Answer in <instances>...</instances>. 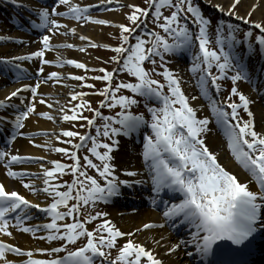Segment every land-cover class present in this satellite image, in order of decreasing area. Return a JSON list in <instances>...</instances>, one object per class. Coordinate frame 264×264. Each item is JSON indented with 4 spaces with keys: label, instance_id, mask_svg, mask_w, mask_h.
I'll return each instance as SVG.
<instances>
[{
    "label": "snow or ice",
    "instance_id": "obj_1",
    "mask_svg": "<svg viewBox=\"0 0 264 264\" xmlns=\"http://www.w3.org/2000/svg\"><path fill=\"white\" fill-rule=\"evenodd\" d=\"M11 2L17 4L18 0ZM110 2L111 0H100L101 4ZM241 2L242 0H229L227 7L220 4L215 7L222 13L238 16L258 29L259 34L255 36L254 43L251 40L253 34L251 29L245 32V36L249 38L245 51L249 49L255 51L258 46L261 55L264 56V22L249 19L259 5L253 3L245 16H239L235 9ZM53 3L65 6L66 10L58 11L57 7H52L51 10L42 8L37 13L38 24L29 20L33 27L46 29V33L40 38L42 47L27 56L13 58L16 60L39 58L36 83L22 84L0 99V125L7 123L13 127L9 143L17 136L26 135L19 130L25 128V121L31 114L49 121L84 120L86 125L81 124L79 127H94L95 135L91 132L80 133L64 129L62 136L67 139L63 142L71 145V148L53 147L50 142L36 145L51 148L52 151L72 161L62 163L59 159H52L48 161L52 167L45 166L44 157H27L0 150V162L4 163L6 175L13 179L18 178L23 188L34 193L39 191L49 200L44 206L32 203L18 191L7 190L5 184L0 182V235L12 237L11 229L30 233L33 237L42 232L41 239L56 245L25 251L0 239V264H96L97 260L100 264H164L152 248L134 239L135 234L155 227L154 224L144 223L140 229L125 232L108 218L107 212H96L94 215L88 214L81 218L82 206L95 205L98 201L107 202L112 197L122 195V186L136 185H145L147 186L145 190L155 194L153 204L156 203V198L166 191L178 194L170 195L168 200L162 201L164 205L162 215L172 222L173 227L177 224L187 225L190 231L185 238H178L169 244L166 248L167 254L184 248L187 255L195 254L201 264H243L228 258L227 254L248 253L255 234L264 231V133L255 130L253 113L249 107L252 101L237 87L238 81L252 79L244 53L234 54L238 44L244 42L235 39L234 33L238 29L228 25L225 36L224 25L217 24L216 43L220 46L217 51L208 47L211 20L202 14L201 9L192 0H143L146 5L143 7L136 3H125L119 6L128 9L122 13L128 23L120 22L114 25L119 30L117 45L111 46L106 43L97 45L88 36L79 35V39L87 42L89 47L110 48L115 53L107 61L116 65L111 70L89 69L88 65L75 59L64 60L58 56L52 61L44 58L45 50L54 47H77L79 51H85L84 47L73 44L50 43L52 34L59 33L61 28L66 29L64 34L78 35L75 27L69 28L67 24H62L54 17H69L75 21L99 25H112L113 21L98 19L88 14L91 5L74 3L73 0H53ZM165 9L170 10L169 14L164 15ZM149 22L161 29L164 34L148 29ZM189 24L195 28H190ZM0 39L4 37L0 36ZM149 44L150 46L146 47ZM197 46L191 71L199 74L198 84L202 96L207 100L216 124L227 138L228 149L235 160L258 183L259 191H252L246 182H240L236 175L218 162L216 154L209 150L204 137L209 132L210 120L207 116H197L198 109L190 104V98L185 95L181 81L173 70L162 65V71L157 72L156 67L146 70L143 66L145 62L155 66L157 64L155 57H159L163 62L165 54L192 51ZM226 48L228 50H225ZM49 64L59 66L67 64L85 70L84 75L71 73L67 75L92 89L91 93L83 91L70 93L71 100L56 109V116L49 111L36 112L40 84L48 81L61 83L65 79V76L57 71H51L41 78L39 74L44 73L43 65ZM214 66L217 69L215 74L211 71ZM89 70L99 71L103 75L89 77L87 75ZM230 71L233 74L229 77ZM124 72L134 77L135 82L113 83L115 76ZM152 73L162 75L165 82L153 79ZM89 79L105 82L104 86L97 89L95 84L87 83ZM224 79H230L232 86L228 97L218 101L212 90L218 93L221 89L218 81ZM165 87L167 92L164 91ZM121 89L130 90L134 95L118 94ZM23 92L31 94L32 102H24L27 98L21 95ZM90 94L103 97L99 101L101 107L108 109L119 107L120 112L109 116L104 115L100 108H92L91 101L85 99ZM135 95L159 103V107L155 104L145 105L150 119L128 110L138 103ZM233 96L237 97L239 102L233 100ZM13 98L21 101L19 106L13 103ZM195 99V96L191 97V100ZM72 101L78 103L72 104ZM38 102L49 109L53 108V104L43 95H39ZM84 109L93 112L94 115L91 118L84 116L82 114ZM241 109L248 119L240 116L238 110ZM97 118L103 121L101 125H96ZM145 126L150 129V133H145L142 138L141 155L146 172L142 175L136 170L125 169L126 176L141 178L134 181L121 180L116 175L115 164L112 163L113 149L119 146L117 137H131ZM40 134L47 135L46 132H37L33 135ZM101 136L105 140H99ZM76 137L79 138L78 143H74L73 138ZM55 138L60 140L61 136L56 135ZM89 141L91 147L87 148V152L99 163H95L88 154L78 155ZM100 148L103 151H99ZM25 160L39 162L42 188H37L34 182L39 173L13 169V165L21 164ZM89 169L94 170L99 179L90 175ZM66 173H71V182L62 179ZM30 209H37L50 219L39 224H26L25 221L33 218L29 215ZM97 219L100 222L95 228L90 229L87 225ZM81 239L84 243L78 247L74 246ZM218 242H230V245L224 247ZM154 243L158 245L159 241L154 240ZM70 245L74 247H69ZM189 246L194 248V253L187 251ZM33 251L47 254V258H33ZM113 251L116 253L115 256ZM61 252L64 255H59ZM6 253L25 258L9 260Z\"/></svg>",
    "mask_w": 264,
    "mask_h": 264
},
{
    "label": "bare ground",
    "instance_id": "obj_2",
    "mask_svg": "<svg viewBox=\"0 0 264 264\" xmlns=\"http://www.w3.org/2000/svg\"><path fill=\"white\" fill-rule=\"evenodd\" d=\"M80 4H88V3H97L100 2V0H73V2H80ZM213 4H220L224 5L225 7L228 6L229 0H212ZM256 3L259 5V7L254 11V14L256 15V19L260 20L262 16H264V0H242V2L239 4V7H241V11L247 12L250 8V6ZM58 10H66L65 6L60 5L58 6ZM244 12V13H245ZM116 19H120V17H114ZM68 27H74L75 23L69 24L67 23ZM62 29V28H61ZM76 32L79 35L88 36L92 38L93 40H97L100 42H103L104 36L109 31L108 28L104 27L103 25H88L85 27H75ZM117 30V28L113 29ZM112 30V31H113ZM56 41L62 42L61 38L54 39ZM52 40L51 42H55ZM73 45L79 46L82 45V43L86 44L87 42H82L80 39H74ZM58 43V42H57ZM5 43H2L0 40V52L3 54H6V50L8 48V45H3ZM23 52V51H21ZM90 52L85 49V51L81 52L78 50L77 47H74V49L71 48H62L57 50H51V52L47 53V58L56 60L59 56L60 58L67 60V59H75L80 62H84V60H87V58L90 56ZM87 64V63H86ZM256 68H259L256 66ZM48 73L51 71H57L62 73L65 76V79L61 83H54L55 85H50L42 83L40 85V92L44 94L45 98L48 100L49 103L53 104V108L49 109L46 105L40 104L38 102L39 98H37L36 102V109L38 112L41 111H49L53 114V116L57 115L56 109L59 106L65 105L68 103L69 100H71L70 93H72L71 88H76V91L79 89V81H76L70 77H68L67 74L71 73L73 75H81L83 73V69H77L73 65H67L64 64L63 66H57L55 68L48 67L46 70ZM181 71V70H179ZM16 76V74H12L11 77ZM259 77H264L263 71L260 70ZM179 79L181 81L182 86L184 87V90L186 93H188V84L185 83L187 77L186 76H179ZM53 83V82H51ZM19 85H5L3 89H0V99H3L9 92L15 90L16 88L20 87ZM3 86V83H0V87ZM244 93L250 98L252 101L251 103V111L255 116V122H256V128L260 132H264V105H263V95H264V83L259 84L257 87V90H252L248 85H243ZM61 92V93H60ZM60 93V94H59ZM59 94V95H58ZM28 99H30V96H27ZM13 101H16L15 98H13ZM77 101H72V104H76ZM190 104L197 108V116L198 117H204L206 116L205 106L203 103H201L198 99L192 100ZM203 106V107H201ZM70 107V106H69ZM210 123L208 125L209 132L205 134V143L210 148L216 156L219 158L221 163L227 167L229 170H231L234 173H237L238 169L231 161V158L228 155V151L224 145V143L221 141L219 136L215 134L213 129L210 127ZM11 129V133H13V127H9ZM68 129L69 127L66 125V122L62 119H54L52 121L47 120L46 118H39V117H29L25 121V128L23 131L30 132V131H40V132H46V133H52L50 136H41L38 139L33 141V144H31L29 141L18 138L16 139L15 143L13 144L10 154H19V155H29V156H36L44 157L45 160L43 161L45 163L46 167H52L50 164H48L49 160L56 159L57 153L52 151L51 148H44V147H37L36 145H44L46 142H50L51 146H59L62 141L64 140V137L61 136L60 140H56V135L59 134L60 131ZM137 142L134 143L132 140H124L122 139L120 141V148L115 153V159L114 164L116 166L115 171L116 175L119 179H129V180H136L140 179L141 177H128L125 175L124 170H136L140 172L142 175L144 172H146V166L144 164V161L140 160V156L137 153L138 149L135 146ZM25 168V166H19L15 167L16 169H22ZM35 171L40 172L41 176L34 180L38 185L43 187L42 185V172L39 167V163L35 165L33 168ZM241 181H246L247 178L243 174H238ZM0 182H3L6 186L7 190H16L22 195H27L28 190L23 188L22 184L19 180L10 179L9 177L4 176L0 172ZM126 190L128 193H132L135 190L132 187H127ZM258 191V190H257ZM150 196V195H149ZM27 197V196H26ZM28 200L37 202L41 196L39 194H31L28 195ZM155 205L152 203V199L147 207L142 206L140 207L135 213H130V211L133 210V207H123L121 203H118L116 205H108L106 212L108 213V217L112 219L111 221L116 224L117 227H119L122 231L128 232L133 231L134 229H140L144 223H151L154 224L155 227H152L147 230H141L137 234H135L134 239L145 243L146 247L152 248L158 257H160L164 264H195V260L192 258V256H189L186 254V250L184 248L178 249L175 253L167 254L166 248L169 244L174 243L178 238L183 239L186 236L179 233H174L172 230L168 227L169 220L166 219L162 215V211H156L152 208V206ZM28 224V223H26ZM170 231L168 230V228ZM13 232V238H10L8 236L0 235V239L11 243V244H17L24 250H35L37 249L36 244L43 245L47 243L46 240L41 239L40 237L42 235H39L38 237H33L32 234H23L18 232L16 229H11ZM161 237H164V240H160ZM154 240L159 241V244L157 245L154 243ZM41 248H44L41 246ZM194 248L192 246H189L187 251L193 252ZM7 258L9 260H19L24 259L25 257H19L17 255H9L7 254ZM41 255V254H40ZM39 253H36L33 251V258H40ZM42 256V255H41Z\"/></svg>",
    "mask_w": 264,
    "mask_h": 264
},
{
    "label": "rangeland",
    "instance_id": "obj_3",
    "mask_svg": "<svg viewBox=\"0 0 264 264\" xmlns=\"http://www.w3.org/2000/svg\"><path fill=\"white\" fill-rule=\"evenodd\" d=\"M114 2H117V3H114ZM207 2L209 4L207 6L208 8H206V13H205L206 15H211L209 12H212V10L216 11V12L217 11L220 12L219 9L215 7V5H217V4H213L212 0H207ZM78 3H82V2L80 1ZM125 3H136V4L141 5L142 7L146 6V5H144L143 0H113V3L111 5H109L110 6L109 8L103 6L101 9H99L96 12V14L93 15V17L98 18V19H109V20L113 21L112 25H103L104 27L108 28L109 31H111V32H107L105 34L103 42H100V41H97V40H93L92 38L89 37L91 39V41H94L97 45H101V44H104V43H108L110 45H113V44L117 45L119 43V39H118L119 30L118 29L117 30H113V29L116 28L114 26L116 23H120V22H123V23H126V24L128 23V21L122 15V13L128 11V9L127 8H122V7L119 6V5H123ZM222 6H224V5H222ZM241 10L242 9H241V7H239V5L235 9V11L239 14V16H245V14L248 12V11L245 12V11H241ZM163 12H164V15H167V14H169L170 10L169 9H165V10H163ZM118 16L120 17L119 20L114 18V17H118ZM230 17L235 19V20H242V19H239L238 16H230ZM209 19L212 20L211 17H209ZM249 19H251L253 21L264 22V16H262V18L260 20L259 19L257 20L256 19V15L254 14V11L252 12V15H251V17H249ZM242 21H245V20H242ZM87 24L88 25H91V24L96 25L95 23H91V22H79V21L75 22V26L76 27H85V26H87ZM97 25H99V24H97ZM247 25H248V27L249 26L253 27V25H251V24L247 23ZM63 32H65V30H60L59 33L52 34V38H56L57 36H59L60 38H64V40L67 41V42H72L73 41L70 38L79 39V36H76V35L74 36V35L69 34V33L68 34H63ZM239 33H240V30H239L238 34H236L238 36L234 35L235 39L236 40L244 39V35H241ZM163 34L164 33L162 32V35ZM224 34H225V36H227V33L225 31H224ZM208 36H209V40H210V43L208 44V47L210 49H216L217 50L218 49V47H217L218 44L216 43V25L214 23L209 26ZM255 36H256V34H252L253 43L255 42ZM146 39H148V38L146 37ZM82 42H84V41H82ZM85 45H87V44H85ZM147 46H150V44L146 45V47ZM24 49H26V48H24ZM85 49L88 50V51H91L90 52V56L87 58V60H84L85 64L87 63L86 65H88L89 69L100 67V66L104 67L105 69H111L115 65L114 63H108L107 62L110 57L115 55V53L110 48L109 49H105L103 47H89L87 45L85 47ZM14 50L15 51L16 50L17 51H21L22 48H15ZM190 53H192V52L188 51V54H190ZM259 54H261V51H259ZM155 59L157 61V64L155 66L152 65L150 62H145L144 63L143 66L145 67L146 70H151L153 67H156L157 68V72H160V71H162V65H166L169 69L173 70L175 75H177V76H182L183 75V76L187 77L185 83L188 84V93L185 92L184 87L182 86V84H181V88L184 91L185 95L190 98L189 102L192 101L191 97L195 96L196 99H198L199 101H203L204 103H206V101H205L204 97L202 96L201 92L199 90L197 91V89H196V87L199 85L198 84L199 79H198L196 73H193L191 71V66L190 65L192 64L193 61L190 64L186 63V64L181 65L183 67H181L182 70L179 71L176 68V64H177L176 63V59L177 58H176L175 55H173V54H165L163 62H161L159 57H155ZM251 71H253V69ZM84 72H85V70H84ZM98 74H102V73H96V72L91 71V70H89L87 72V75L89 77H94V76H96ZM123 77L126 78V82H135V78L131 77L127 73L123 74ZM152 78L156 79V80H159V81L163 80V83L165 82L163 76L162 75H157L156 73H152ZM87 83L95 84V87L97 89H100V88H102L104 86L105 82H100V81H96V80H93V79H89L87 81ZM73 89L74 88H71V90H73ZM166 90H167V88H166ZM166 90H165V92H167ZM74 91H75V89H74ZM79 91H83L85 93H88L89 91H92V89H89L88 87L83 86L82 82H79ZM128 91H130V90H126L125 89L123 94L124 95L125 94L128 95ZM86 97L93 104L99 103V101L102 99V96H100L98 94L93 95V96L92 95H87ZM137 101H138V99H137ZM147 105L151 106L150 104H147ZM137 107L139 109H142V108L147 109V107L145 106L144 100H142V103H139V101H138ZM89 115H91V112L89 113ZM144 117H146L145 113H144ZM67 123H68V125L73 126V127H79V125H81V124H85L86 125V122L84 120H78V121H72V122L68 121ZM85 128H81V129H85ZM65 139H67V138H65ZM73 140H74V142L76 141V139H73ZM139 151L141 152L142 149L140 148ZM98 211L102 212V209L99 207Z\"/></svg>",
    "mask_w": 264,
    "mask_h": 264
}]
</instances>
